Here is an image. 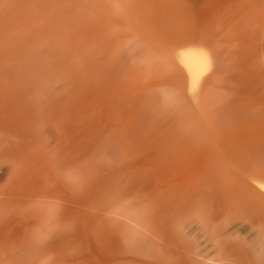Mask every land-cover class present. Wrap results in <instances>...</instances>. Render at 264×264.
<instances>
[{"label":"rangeland","instance_id":"374dc122","mask_svg":"<svg viewBox=\"0 0 264 264\" xmlns=\"http://www.w3.org/2000/svg\"><path fill=\"white\" fill-rule=\"evenodd\" d=\"M188 52L220 70L201 106L161 82ZM164 173L197 206L154 204ZM236 174L264 181V0H0V234L29 264H264Z\"/></svg>","mask_w":264,"mask_h":264},{"label":"bare ground","instance_id":"6f19581e","mask_svg":"<svg viewBox=\"0 0 264 264\" xmlns=\"http://www.w3.org/2000/svg\"><path fill=\"white\" fill-rule=\"evenodd\" d=\"M65 1V0H64ZM68 2V1H67ZM48 4L49 5H51L50 4V2H48ZM105 4V3H104ZM47 6V5H46ZM52 6V5H51ZM57 7V6H56ZM56 7L55 8H53V9H56ZM63 7V6H62ZM65 7H67V5L65 6ZM64 7V8H65ZM57 10V9H56ZM59 11V10H58ZM47 12H49L48 10H47ZM51 12V11H50ZM54 12V11H53ZM52 13V12H51ZM51 13H50V16H51ZM54 13H56V12H54ZM47 14V13H46ZM49 15V14H48ZM56 24V23H55ZM192 34H194V33H192ZM22 35V34H21ZM43 35V34H42ZM183 35V34H182ZM182 35H178V37H172V39H169L168 40V42L166 43V40H165V42L164 43H166L165 45V47L168 49V50H173V49H181V48H183V47H187V46H189V45H192V44H197L196 42H198V41H196V40H199V39H202L203 41H204V39L202 38V37H200L199 39H195V37H192L191 35H186L185 34V36H182ZM5 39H7V38H5ZM22 39H23V36H22ZM10 40V39H9ZM202 41V42H203ZM5 42V41H4ZM200 42H201V40H200ZM217 55H219V54H217ZM205 59V58H204ZM183 63H184V65H185V68H184V71L183 70H181L179 67H176V68H173L172 69V71L170 70V71H168V73L166 72L165 73V75L163 76V78H162V80H161V82H162V84H164V85H168V84H170V85H173V86H175L177 89H179V90H181V91H185V86H184V81L187 79V81H188V83L191 85V88H193V90H194V88L196 87H198V89H199V87L201 86V89H200V91L196 94V96L194 97V101H195V106H201L204 102H205V100H206V98H207V95H208V92H209V87H210V85H211V83H212V81L214 80V78L219 74V68L218 67H213V72H212V74H211V76H209L208 78H203L202 77V75H201V66H200V64H201V57H200V54L199 53H197V52H188L185 56H184V58H183ZM202 64H203V62H202ZM111 67V66H110ZM204 67V66H203ZM99 70H100V68H99ZM101 71V70H100ZM100 77V76H99ZM79 81H80V79H79ZM197 89V90H198ZM184 98H185V100H186V96H184ZM184 98H183V100H184ZM184 100V101H185ZM189 100V99H188ZM188 100H186L185 101V105H184V108H183V106H182V109L181 110H186V109H190V100L188 101ZM181 108V107H180ZM196 108V107H195ZM202 108V107H201ZM180 111V110H179ZM192 114V113H191ZM180 115V116H179ZM183 115L184 114H178V115H176V117H175V115L173 114V115H171V117H175V119L176 120H183V118H184V120H185V116L183 117ZM195 115V114H194ZM194 115H192L193 117H194ZM190 116V115H189ZM186 118H188L187 116H186ZM197 121V120H196ZM199 123V122H198ZM194 126V125H193ZM196 126V125H195ZM197 127V126H196ZM199 128V127H198ZM201 128V127H200ZM194 129V128H193ZM202 130V129H201ZM201 130H198L199 132L201 131ZM193 134V133H192ZM195 134V133H194ZM201 134V133H200ZM200 134H196V135H192V138H200V140H202L201 138H204V135H200ZM166 136V135H165ZM245 136V135H244ZM244 136H243V138H244ZM163 137V136H162ZM164 138V137H163ZM206 138V137H205ZM228 138V137H227ZM194 144H196L195 142H194ZM198 144H199V142H198ZM192 145H193V143H192ZM191 146V145H190ZM200 146H202V148H200ZM204 147V148H203ZM199 150H198V149ZM196 149H197V151H202L203 149H205V146H203L202 144L201 145H199L198 147H197ZM194 150H195V148H193ZM192 148H191V150H193ZM201 149V150H200ZM190 150V149H189ZM207 149H205V150H203V151H206ZM196 150H195V155L197 156V152ZM189 153H191V152H189ZM193 152H192V154H194ZM202 153V152H201ZM199 155V154H198ZM195 156V157H196ZM189 157H191V156H188V158ZM187 158V159H188ZM186 159V158H185ZM189 160L191 161V158H189ZM191 163V162H190ZM185 168L187 169V168H189L188 166H185ZM190 171V170H189ZM189 174V173H188ZM161 175H163V176H161V178H162V180H161V184L158 186V187H156V189L154 190V191H152L153 193H151V194H149L150 196L152 195V198L150 197V199H153V201H154V204H156V205H160L162 208H164V210L165 209H169V210H171V213H172V215H173V213L174 212H172V210H174V211H177V210H184V207H185V210L186 209H191L193 206H197V202H195L197 199H201L202 197H201V195L199 194V193H197L196 191H197V189H195L196 187L193 185V187H191V186H189L188 185V183H187V181L186 180H183V179H185V178H187V177H183V179H181V178H175L174 180H173V182H172V178L170 177V175L169 174H161ZM179 175H180V173H179ZM181 175H182V173H181ZM240 174H236V177L233 175V176H230L229 178L231 179H227V181L229 182V181H232V182H234L235 180H234V178L235 179H241V177H237V176H239ZM246 175V174H245ZM244 175V176H245ZM191 176V175H190ZM233 177V178H232ZM245 179H247L246 177H244V180ZM252 181L254 182L255 181V184L253 183V182H250L249 181V183H247V181H245V182H243L242 180L240 181V185L237 183L238 181H235L234 183H236L237 185H236V188L234 189V190H237V187H238V190L234 193V196L235 197H231V198H235L234 200L236 201V202H239V203H242V205H245L246 207H248L249 209H253V210H256V211H258L259 210V212H263V209H264V181L263 180H259L258 179V177H256L255 178V180L254 179H252ZM187 184V186H186V184ZM213 183H215V181L213 182ZM230 183V182H229ZM228 183V185H230L231 186V183L229 184ZM216 184V183H215ZM254 184V185H253ZM189 186V187H188ZM227 187V188H231V187ZM155 187V186H154ZM218 187H221L222 188V186H219V184H218ZM216 185L214 186V188H215V190H217L218 189V191H219V189H221V188H218ZM235 187V186H234ZM233 187V188H234ZM224 189H226V188H224ZM223 189V190H224ZM222 190V189H221ZM225 191V190H224ZM227 192L228 191H232V192H234L233 190H232V188L229 190H226ZM198 192H200V191H198ZM223 192V191H222ZM222 192H220L221 194H222V196H223V194L224 193H222ZM196 193H197V195H196ZM220 193H217V194H215V193H213V195L215 194L216 195V198H217V196H218V198H220V201L221 200H223V198H221L220 196H221V194ZM226 193V192H225ZM198 194H199V197H197V199H195V197L196 196H198ZM208 193H206V194H203L204 196H205V198H206V195H207ZM219 194H220V196H219ZM228 194H229V192H228ZM196 195V196H195ZM215 195H214V197H215ZM195 196V197H194ZM211 196H212V194H211ZM211 196H209V197H211ZM229 196H230V194H229ZM213 197V198H214ZM194 198V199H193ZM212 198V199H213ZM215 198V199H216ZM203 199H204V197H203ZM202 199V200H203ZM207 199H209V198H207ZM212 199H210V200H212ZM225 200L227 201V199L225 198ZM198 201V200H197ZM201 201V200H200ZM193 202V203H192ZM223 202V201H222ZM225 202V201H224ZM200 203V202H199ZM191 204H193L192 205V207L190 206ZM195 204V205H194ZM159 206V207H160ZM187 206V207H186ZM158 207V208H159ZM161 207H160V209H161ZM189 207V208H188ZM258 209V210H257ZM163 210V211H164ZM168 212H170V211H168ZM168 212L167 213H165V214H168ZM170 213V214H171ZM175 213H177V212H175ZM174 213V214H175ZM169 215V214H168ZM170 216V215H169ZM171 218H172V216H171ZM1 231V230H0ZM5 233V232H4ZM3 233V234H4ZM14 239H13V237L12 236H10V235H4V236H2L1 234H0V264H29V260H28V258L29 257H27L26 255L27 254H25V253H23V252H18L19 250H17V249H15L16 247H14ZM18 243V242H17ZM200 251V250H199ZM199 255V254H198ZM204 258V257H203ZM206 259V258H205ZM197 260V259H196ZM196 260H194V262L196 261ZM201 262V263H200ZM198 264H202V263H204L205 264V262L203 261V260H201Z\"/></svg>","mask_w":264,"mask_h":264}]
</instances>
